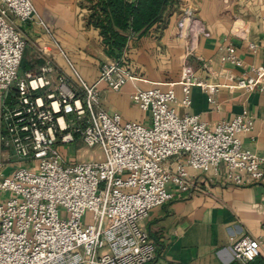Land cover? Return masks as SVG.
Here are the masks:
<instances>
[{"label":"built area","instance_id":"2783aa9c","mask_svg":"<svg viewBox=\"0 0 264 264\" xmlns=\"http://www.w3.org/2000/svg\"><path fill=\"white\" fill-rule=\"evenodd\" d=\"M13 16L21 22L38 16L51 32L34 0H0V89L6 95L14 89L18 102L4 103L0 155L23 162L8 175L0 164V264H149L157 245L140 221L177 193H192L197 185L191 170L216 176L224 171L236 185L264 182V157L243 146L242 135L255 125L248 109L214 125L177 109L191 106L193 86L203 88L211 103L222 86L247 93L259 89L264 96V66L239 76L228 73L229 83H212L197 79L185 64L181 99L172 86L132 93V101L151 113V123L144 124L101 108L97 85L87 83L68 58L81 90L64 76L53 79L50 64L21 76L27 40ZM223 59L244 66L233 44ZM134 79L125 59L100 67L99 81L112 90ZM78 140L101 146L104 159L72 161L70 145ZM232 249L236 260L250 264L260 255L261 242L246 235L235 239Z\"/></svg>","mask_w":264,"mask_h":264},{"label":"crops","instance_id":"0c3cea01","mask_svg":"<svg viewBox=\"0 0 264 264\" xmlns=\"http://www.w3.org/2000/svg\"><path fill=\"white\" fill-rule=\"evenodd\" d=\"M207 5L205 0L200 12L205 24H199L190 39L175 36L176 20L171 17L160 43L150 36L136 41V45L129 50L136 79L128 81L118 91L99 81L102 63L80 51L90 41L98 40V29L87 27L82 20L81 27L85 30L79 25L76 29L72 28L67 35L71 42L57 37L50 39L38 16L27 22L12 18L26 40L30 37L38 42V50L28 54L26 60L32 56L45 58L53 55L59 62V68L68 76L74 74L71 63L86 82L97 85L101 108L109 113L119 112L124 120L150 124L151 113L140 109L131 99L137 88L172 86L178 99H181L180 81L185 64L192 66L197 79L212 83H229L225 76L228 73L239 76L248 72L251 66H264V0H251L234 17L233 12H223L215 3L210 9ZM35 7L40 16L36 4ZM189 20L181 24L184 35ZM230 44L237 48L244 62L243 67L223 59ZM250 44L256 45V51L250 48ZM107 60L110 58L106 56ZM204 61L209 68L204 66ZM30 65L23 58L21 76L36 72ZM14 92L13 89L6 95L0 89V115L5 99L9 94L14 98ZM191 95V106H178V111L181 115L197 114L209 125L232 119L244 108L248 109L255 118V125L252 131L242 135L243 146L264 157V96L259 89L247 93L242 89L222 86L215 95V103L208 100V94L199 86L192 87ZM3 129L4 124L0 120V131ZM0 164L7 175L20 166L17 159L7 160L1 155ZM191 174L197 185L192 193H177L172 201L154 207L142 222L157 245V257L149 264H243L235 259L232 243L246 235L261 242L260 255L250 264H264V182L236 185L225 179L224 171L219 176L213 171L191 170Z\"/></svg>","mask_w":264,"mask_h":264},{"label":"rangeland","instance_id":"374dc122","mask_svg":"<svg viewBox=\"0 0 264 264\" xmlns=\"http://www.w3.org/2000/svg\"><path fill=\"white\" fill-rule=\"evenodd\" d=\"M39 10L40 16L46 21L48 28L51 32L47 33V36L52 39L57 37L58 39H69L72 42V39L68 37L69 31L72 32V28L76 29V26L82 30H85L81 26L83 25L82 20H84V14L87 12L86 9L81 7V3L83 0H34ZM205 0H178L176 7L173 11V17L176 20L175 25V36L179 39L188 40L191 38L192 33L196 32L197 27L202 22L205 21L201 17V8L202 3ZM208 2V8L214 6V3L217 5L218 9H221L223 12H233L234 14H239V9H243L246 3H249L251 0H206ZM233 9V11L231 10ZM190 19L188 22V27L186 30L185 35L183 34V30L181 27V23L185 22V20ZM84 22V21H83ZM202 23V24H203ZM205 24V23H204ZM21 29V28H20ZM96 29V28H95ZM164 32L162 31L161 34L157 31L155 27H153L145 36L154 37L155 40L160 43V39L162 38ZM143 36V37H145ZM140 38H136L135 36L130 37L126 48L123 50L121 54L116 56L115 58L109 54V48L103 43V39L100 36L98 40L94 39L87 44L85 49H81L83 53H85L88 57L96 58L100 63H103L106 60V56L110 59H125L128 63L133 66V58L129 50L132 46L136 45V41L140 40ZM41 41V40H38ZM52 41V40H51ZM48 43V42H47ZM60 43V42H59ZM190 45V44H188ZM191 46V45H190ZM38 50V42L34 39L28 37L27 39V49L24 55V62L26 64L31 63V68H35L36 72L40 70L41 67L45 66L46 64H50L54 71L52 73L53 79H57L59 75L64 76L68 82H70L75 89L81 90L79 82L74 74H70L68 76L65 72H63L58 66L57 58H53V55L49 57H35L26 60V57L32 54L33 51ZM31 53V54H30ZM28 58V57H27ZM60 65V64H59ZM101 67V66H100ZM88 83V82H87ZM56 85V83H54ZM54 86H51L50 89H53ZM46 89H40L37 91V94L44 95L46 93ZM15 100V102H14ZM17 105V101L15 98L9 94V97L5 99V105L13 106ZM3 106V108L5 107ZM10 150L9 147L6 148ZM72 161L80 162V161H92V160H102L104 159V152L101 146L96 145L90 147L86 145L82 140H78L74 144L70 145L69 154ZM19 165L22 166L23 162L19 161ZM90 216V212L86 214L84 221L87 222ZM142 221H140V225H142Z\"/></svg>","mask_w":264,"mask_h":264},{"label":"trees","instance_id":"16d2710c","mask_svg":"<svg viewBox=\"0 0 264 264\" xmlns=\"http://www.w3.org/2000/svg\"><path fill=\"white\" fill-rule=\"evenodd\" d=\"M178 0H83L87 27L99 30L109 54L123 52L130 37L137 39L155 27L159 34L168 27Z\"/></svg>","mask_w":264,"mask_h":264}]
</instances>
